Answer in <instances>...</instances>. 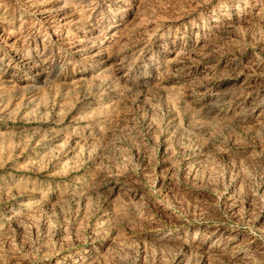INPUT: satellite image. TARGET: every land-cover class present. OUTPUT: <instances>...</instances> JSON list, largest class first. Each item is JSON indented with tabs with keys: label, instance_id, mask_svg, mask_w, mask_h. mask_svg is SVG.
I'll return each instance as SVG.
<instances>
[{
	"label": "rangeland",
	"instance_id": "1",
	"mask_svg": "<svg viewBox=\"0 0 264 264\" xmlns=\"http://www.w3.org/2000/svg\"><path fill=\"white\" fill-rule=\"evenodd\" d=\"M0 264H264V0H0Z\"/></svg>",
	"mask_w": 264,
	"mask_h": 264
}]
</instances>
